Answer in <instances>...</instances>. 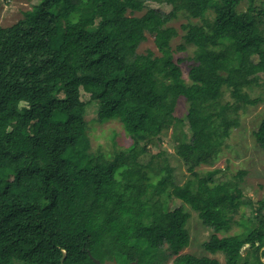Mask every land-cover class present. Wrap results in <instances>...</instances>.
Masks as SVG:
<instances>
[{"label":"trees","instance_id":"trees-1","mask_svg":"<svg viewBox=\"0 0 264 264\" xmlns=\"http://www.w3.org/2000/svg\"><path fill=\"white\" fill-rule=\"evenodd\" d=\"M81 8L92 15L72 18ZM180 18L179 47H193L187 78L171 48ZM148 35L159 54L139 51ZM246 71L264 72V0H39L0 25V264H104L98 249L112 264L158 251L174 264H221L181 253L191 242L185 205L212 228L204 247L223 264H264V200H245L243 171L222 180L221 168L197 170L215 165L240 113L258 103ZM219 79L223 90L211 91ZM180 97L184 117L175 115ZM94 103L95 120H119L130 145L66 156L88 132ZM65 110L80 113L58 119ZM169 129L191 174L181 184L165 153L151 152ZM254 135L264 150V119ZM234 222L242 230L227 234Z\"/></svg>","mask_w":264,"mask_h":264},{"label":"rangeland","instance_id":"rangeland-1","mask_svg":"<svg viewBox=\"0 0 264 264\" xmlns=\"http://www.w3.org/2000/svg\"><path fill=\"white\" fill-rule=\"evenodd\" d=\"M39 0H0V25L10 26L16 23L19 19L23 18V11L30 9ZM153 6L158 7L157 4ZM242 9L246 8V3L241 5ZM79 12H72L71 17L76 18L79 15L88 17L92 15V10L78 9ZM142 13H138L141 15ZM186 22L185 18H180L171 22L170 24L176 26L179 35L174 37L171 42V48L174 52V58L176 61H180V65L184 70V75L187 78L188 66L190 65L189 57L193 55V47H188L186 50H181L180 45L183 44L182 36L184 30L182 24ZM64 39V32L58 29L56 37L52 41V47L59 49ZM150 49L156 54H159L156 44L154 42V36L148 35V39L144 41L140 47V52H147ZM245 90L250 94L252 99H258V103L249 105L244 113H240L241 123L240 126L233 130L231 137L227 141V146L224 147L215 165H202L197 170L200 175H205L208 170L214 168H221L222 172L217 176L222 180L234 179L240 171H243L240 182V187L243 191V197L245 200H252L254 208L258 206L261 200H264V150L258 145L254 132L259 128L262 120L264 119V72L254 73L246 71L241 74ZM224 79L216 80L211 86V91L218 92L223 90ZM81 98L84 101H88L90 94L81 90ZM231 100L229 90L224 88V96L222 100ZM225 101V100H224ZM97 104L88 106L86 118L89 120V130L82 136L80 142L73 148H69L65 155L70 152L75 154H81L82 152H94L108 154L113 151L115 147H127L130 145L131 140L125 133L122 123L119 120L105 121L104 123L99 120H95L97 116ZM188 112V102L184 97H180L176 106L175 115L178 117H184ZM79 110H65L64 112L57 113L58 119L70 121L74 119ZM178 139L173 134V129L165 131L162 135V141L153 147L152 153L162 151L166 157L176 168V180L181 184L185 182L190 173L187 171V167L176 155V146ZM152 154L146 156L147 161ZM125 176H130V171L123 173ZM181 201H176V205H181ZM185 205V204H184ZM187 211L190 212L188 221V228L190 230L191 242L190 245L185 248L181 253L188 254L197 258L208 257L217 258L221 264L224 263V256L220 252H211L206 250L204 243L209 241L213 234L212 228L203 224L202 220L198 216V213L185 205ZM249 207L243 205L241 211L249 212ZM241 214H238L236 218H240ZM242 227L236 222L232 224L230 232L227 234H233L241 231ZM226 235V233H220V236ZM158 251V250H157ZM97 257L104 264H112L109 260V253L103 249H98L96 252ZM161 255L158 252L147 253L144 262L140 264H174V257H170L163 261L160 260ZM136 264V263H135Z\"/></svg>","mask_w":264,"mask_h":264},{"label":"water","instance_id":"water-1","mask_svg":"<svg viewBox=\"0 0 264 264\" xmlns=\"http://www.w3.org/2000/svg\"><path fill=\"white\" fill-rule=\"evenodd\" d=\"M63 261H64V257L62 258V264H64ZM95 261L97 262V264H101V262L98 259H95Z\"/></svg>","mask_w":264,"mask_h":264}]
</instances>
